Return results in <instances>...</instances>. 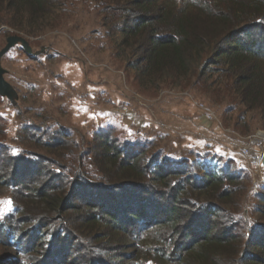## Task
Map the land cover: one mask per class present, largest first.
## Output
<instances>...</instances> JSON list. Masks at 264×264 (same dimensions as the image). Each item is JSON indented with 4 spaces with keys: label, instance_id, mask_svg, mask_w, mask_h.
I'll return each instance as SVG.
<instances>
[{
    "label": "trees",
    "instance_id": "16d2710c",
    "mask_svg": "<svg viewBox=\"0 0 264 264\" xmlns=\"http://www.w3.org/2000/svg\"><path fill=\"white\" fill-rule=\"evenodd\" d=\"M90 2L138 91L196 89L264 122V0H0V25L37 35ZM22 135L44 154L0 140V264H264V189L248 217L230 160L149 161L113 124L85 152L63 130Z\"/></svg>",
    "mask_w": 264,
    "mask_h": 264
},
{
    "label": "rangeland",
    "instance_id": "374dc122",
    "mask_svg": "<svg viewBox=\"0 0 264 264\" xmlns=\"http://www.w3.org/2000/svg\"><path fill=\"white\" fill-rule=\"evenodd\" d=\"M85 4L71 8L61 24L47 26L37 35L0 25V49L9 35L17 34L35 54L27 56L18 44L0 60L5 80L18 95L15 102L0 96V129H4L0 140L19 154H44L29 147L30 138L23 137L22 128L32 133L63 130L75 150L85 152L93 149L91 135L113 124L120 141L147 146L149 161L168 157L175 166L205 162L225 167L230 160L236 171L249 174V179L243 178L244 173L238 176V187L247 186L238 207L249 217L256 194L264 189L263 160L251 162L264 151V140L250 142L254 137L264 139L262 114L252 110L239 114L238 107L226 110L230 103L179 85L163 86L154 95L141 93L127 79L124 62L115 60L97 5ZM127 112L134 114L135 125L127 123ZM198 154L207 157L197 160ZM7 196L5 189L0 191V201H8ZM10 208L0 205V213Z\"/></svg>",
    "mask_w": 264,
    "mask_h": 264
},
{
    "label": "water",
    "instance_id": "95a60500",
    "mask_svg": "<svg viewBox=\"0 0 264 264\" xmlns=\"http://www.w3.org/2000/svg\"><path fill=\"white\" fill-rule=\"evenodd\" d=\"M18 44L23 48L27 56L31 58L35 57V54L32 53L31 47L27 40L20 35L12 34L6 38L5 45L0 49V60L12 47ZM4 73L5 69H3L0 64V96L7 98L11 102H15V100L18 98L17 92L13 86L5 80ZM261 157L264 164V153Z\"/></svg>",
    "mask_w": 264,
    "mask_h": 264
},
{
    "label": "built area",
    "instance_id": "2783aa9c",
    "mask_svg": "<svg viewBox=\"0 0 264 264\" xmlns=\"http://www.w3.org/2000/svg\"><path fill=\"white\" fill-rule=\"evenodd\" d=\"M200 107L201 108H204V105L203 104H200ZM206 118L208 119V120H211L212 119V116L210 115V114H206ZM264 140L263 138H258V137H254L253 139H251L250 140V142L251 143H259V142H261L260 140ZM245 150H247L246 148H245ZM264 153V151L263 152H260V153H258L256 156H255V158H253L252 159V163L253 164H259L260 163V161L262 160V154ZM243 154L246 156L248 153H247V151H245V152H243Z\"/></svg>",
    "mask_w": 264,
    "mask_h": 264
},
{
    "label": "crops",
    "instance_id": "0c3cea01",
    "mask_svg": "<svg viewBox=\"0 0 264 264\" xmlns=\"http://www.w3.org/2000/svg\"><path fill=\"white\" fill-rule=\"evenodd\" d=\"M128 113V112H127ZM126 114V113H125ZM128 117L130 118V119H125L124 121H127V123H130V124H134L135 125V123L137 122V119L134 117V114H132V112H130V113H128ZM133 121V122H132Z\"/></svg>",
    "mask_w": 264,
    "mask_h": 264
},
{
    "label": "snow or ice",
    "instance_id": "6c2138e0",
    "mask_svg": "<svg viewBox=\"0 0 264 264\" xmlns=\"http://www.w3.org/2000/svg\"><path fill=\"white\" fill-rule=\"evenodd\" d=\"M0 205H7L9 208L11 207V201H0Z\"/></svg>",
    "mask_w": 264,
    "mask_h": 264
}]
</instances>
